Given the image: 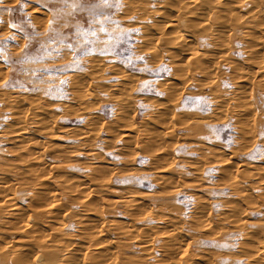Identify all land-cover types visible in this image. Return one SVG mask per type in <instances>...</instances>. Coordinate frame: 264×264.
Returning a JSON list of instances; mask_svg holds the SVG:
<instances>
[{
  "label": "rangeland",
  "instance_id": "obj_1",
  "mask_svg": "<svg viewBox=\"0 0 264 264\" xmlns=\"http://www.w3.org/2000/svg\"><path fill=\"white\" fill-rule=\"evenodd\" d=\"M98 12L0 0V264H264V0Z\"/></svg>",
  "mask_w": 264,
  "mask_h": 264
},
{
  "label": "snow or ice",
  "instance_id": "obj_2",
  "mask_svg": "<svg viewBox=\"0 0 264 264\" xmlns=\"http://www.w3.org/2000/svg\"><path fill=\"white\" fill-rule=\"evenodd\" d=\"M69 0H63V3L67 4ZM107 3V0H72V6L80 11H86L89 15H103L102 12H98L101 5Z\"/></svg>",
  "mask_w": 264,
  "mask_h": 264
},
{
  "label": "bare ground",
  "instance_id": "obj_3",
  "mask_svg": "<svg viewBox=\"0 0 264 264\" xmlns=\"http://www.w3.org/2000/svg\"><path fill=\"white\" fill-rule=\"evenodd\" d=\"M161 13V12H160ZM5 187V186H4ZM1 192V191H0ZM3 192V191H2ZM42 194V193H41ZM44 195V194H43ZM45 195H46V193H45ZM50 196V195H49ZM8 201V200H7ZM13 205V204H12ZM8 206V205H7ZM228 206V205H227ZM9 207H11V206H9ZM12 208H13V206L10 208L11 210H12ZM15 208V207H14ZM16 214V213H15ZM86 225V224H85ZM86 227V226H85ZM99 234V233H98ZM90 235H91V233H90ZM90 242H91V240H90ZM95 242V241H94ZM101 245V244H100ZM105 245V244H104ZM108 245V244H107ZM101 246H99V247H97V249H98V251H100L101 253H103V255L101 254V256H100V254H98L102 259L103 258H105V261H106V263L107 264H111V260H112V258L110 257L111 256V254L109 255V253L108 252H104L103 250L105 249V248H101V249H99ZM77 250V252H78V249H76ZM110 250V249H109ZM103 251V252H102ZM23 252V251H22ZM20 255L18 256V259H17V262L19 261L20 262V264L22 263V262H26L27 261V256L29 255H26L25 253H19ZM95 255H97L96 253H95ZM92 256H94V255H92ZM99 256H96V257H98V258H100ZM30 257V256H29ZM113 257V256H112ZM94 259H95V257H94ZM16 261V260H15ZM102 261H104V260H102ZM171 263V262H170ZM169 263V264H170ZM101 264V263H100ZM102 264H104V263H102ZM172 264V263H171ZM186 264H188V263H186Z\"/></svg>",
  "mask_w": 264,
  "mask_h": 264
}]
</instances>
